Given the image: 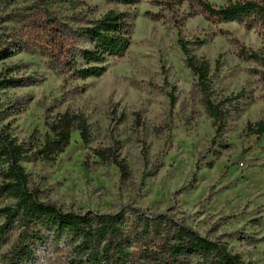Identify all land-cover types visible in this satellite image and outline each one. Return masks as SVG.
Wrapping results in <instances>:
<instances>
[{"label": "rangeland", "instance_id": "rangeland-1", "mask_svg": "<svg viewBox=\"0 0 264 264\" xmlns=\"http://www.w3.org/2000/svg\"><path fill=\"white\" fill-rule=\"evenodd\" d=\"M205 1L221 7L229 0ZM86 4L95 19L115 11L134 23L129 52L110 60L100 78L53 72L39 54L16 52L0 61V79H43L0 93L11 106L2 125L19 141L34 131L46 134L45 123L67 111L82 114L90 126L88 145L73 134L54 164L23 165L32 188L43 201L75 212L106 214L124 206L170 212L245 263L264 264V137L247 130L264 122V62L238 56L245 48L264 57V32L213 23L196 0ZM178 41L204 42L191 53L209 62L214 97H236L220 136L193 89ZM107 148L126 164L129 181L121 183L113 165L94 166L95 151Z\"/></svg>", "mask_w": 264, "mask_h": 264}, {"label": "trees", "instance_id": "trees-1", "mask_svg": "<svg viewBox=\"0 0 264 264\" xmlns=\"http://www.w3.org/2000/svg\"><path fill=\"white\" fill-rule=\"evenodd\" d=\"M86 1L0 0V61L16 52L39 54L53 72L82 81L100 78L110 60H120L129 52L134 23L130 14L115 11L95 19ZM103 1L129 7L140 3ZM196 5L213 23H236L264 32V0H229L221 7L196 0ZM177 44L194 78L199 102L215 135L220 136L236 97H214L209 62L191 53V47L204 42ZM238 56L264 62V57L245 48ZM261 79L264 82V75ZM42 82L39 77L24 81L5 76L0 79V93ZM169 98L172 109L175 98L172 94ZM9 110L11 106L0 99V264H249L170 212L152 213L131 206L106 214L75 212L43 201L23 165L54 164L70 147L73 134L88 145L90 126L82 114L67 111L45 123L46 134L34 131L26 141H19L2 125ZM247 130L264 137V122L248 125ZM95 155L94 166L113 165L121 183L130 180L128 167L114 148L95 151Z\"/></svg>", "mask_w": 264, "mask_h": 264}]
</instances>
